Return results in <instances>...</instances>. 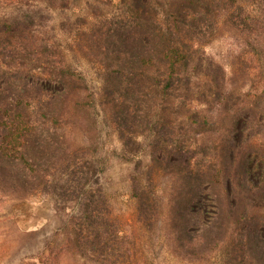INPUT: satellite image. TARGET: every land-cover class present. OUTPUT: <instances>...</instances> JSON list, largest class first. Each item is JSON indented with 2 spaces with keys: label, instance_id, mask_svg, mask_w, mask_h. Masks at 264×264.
Segmentation results:
<instances>
[{
  "label": "trees",
  "instance_id": "obj_1",
  "mask_svg": "<svg viewBox=\"0 0 264 264\" xmlns=\"http://www.w3.org/2000/svg\"><path fill=\"white\" fill-rule=\"evenodd\" d=\"M127 2L124 19L83 33L103 71L98 95L61 51L37 43L30 23L0 26V193L70 208V246L109 262L119 234L100 184L103 120L120 141L112 156L147 159L131 179L144 227L158 226L165 206L181 245L231 232L233 260L264 264V148L249 145L264 134V0ZM221 28L255 63L239 89L204 49ZM220 120L222 138L201 144Z\"/></svg>",
  "mask_w": 264,
  "mask_h": 264
},
{
  "label": "rangeland",
  "instance_id": "obj_2",
  "mask_svg": "<svg viewBox=\"0 0 264 264\" xmlns=\"http://www.w3.org/2000/svg\"><path fill=\"white\" fill-rule=\"evenodd\" d=\"M127 1L0 0V26L13 21L30 23L37 43H47L54 50L61 51L66 61L83 72L90 88L98 95L103 85V71L83 47L86 44L83 33L95 25L124 19L129 15ZM204 49L233 77L237 89L243 86L246 73L255 63L248 60L250 56L239 38L221 28ZM244 89L247 94L252 92L247 86ZM228 125L223 120L217 121L210 130L211 134L201 139V144L217 143ZM101 126L108 161L100 184L108 198L112 232L119 234L117 242L110 246L109 262L105 264H260L256 260L250 262L247 256L244 261L241 256L233 260L231 232L222 234V238L211 246H205L204 240L192 242L187 237L183 238L181 245L168 225L165 206L160 224L153 229L144 227L137 218L131 179L140 176L147 159L138 164L112 156L110 150L113 147L121 152L120 141L103 120ZM249 145L264 148V134L252 137ZM260 173L261 170H256L253 178H259ZM161 182L166 179L162 178ZM169 188L163 189L165 198ZM62 206L56 205L50 196L19 199L0 193V264H100L70 246L67 234L73 212ZM263 213L264 207L257 209V214Z\"/></svg>",
  "mask_w": 264,
  "mask_h": 264
}]
</instances>
